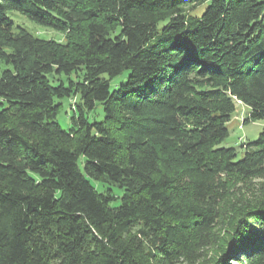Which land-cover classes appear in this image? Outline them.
<instances>
[{"label":"trees","instance_id":"trees-1","mask_svg":"<svg viewBox=\"0 0 264 264\" xmlns=\"http://www.w3.org/2000/svg\"><path fill=\"white\" fill-rule=\"evenodd\" d=\"M238 102L264 121V0H0V264H264V126L221 146Z\"/></svg>","mask_w":264,"mask_h":264},{"label":"rangeland","instance_id":"rangeland-1","mask_svg":"<svg viewBox=\"0 0 264 264\" xmlns=\"http://www.w3.org/2000/svg\"><path fill=\"white\" fill-rule=\"evenodd\" d=\"M9 15L13 18L17 25L26 28L29 32L37 35L43 39H55L60 42H66V34L40 25L27 17L19 14L18 12H10ZM129 71L124 72L122 75L114 78L111 81V90L118 87L122 82L127 79ZM62 107L57 117V121L64 129H69L72 126L71 118L74 116L72 106H74L75 99L65 98L61 100ZM73 104V105H72ZM250 108L238 102L237 111L234 114L231 122L227 127L229 130L228 138L221 144L222 147H234L238 151V159L244 157L246 148L245 144L256 141L263 130L264 121H249L245 122V118L249 115ZM87 117L90 122H100L105 118L103 105L98 104L93 110L87 112ZM83 159L80 160V167L83 168ZM92 184L96 187L98 192H106L111 190L115 197H121L122 192L115 185H110L107 182H99L91 179ZM121 199L112 201L111 206H118Z\"/></svg>","mask_w":264,"mask_h":264}]
</instances>
